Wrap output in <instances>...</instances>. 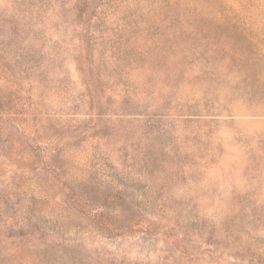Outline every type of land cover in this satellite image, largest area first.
I'll return each mask as SVG.
<instances>
[{
	"label": "rangeland",
	"instance_id": "1",
	"mask_svg": "<svg viewBox=\"0 0 264 264\" xmlns=\"http://www.w3.org/2000/svg\"><path fill=\"white\" fill-rule=\"evenodd\" d=\"M0 264H264V0H0Z\"/></svg>",
	"mask_w": 264,
	"mask_h": 264
}]
</instances>
